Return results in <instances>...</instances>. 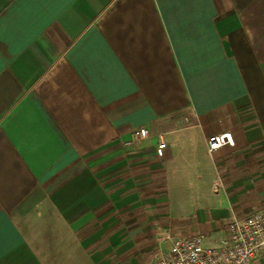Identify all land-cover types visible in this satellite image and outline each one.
<instances>
[{"label":"crops","instance_id":"crops-1","mask_svg":"<svg viewBox=\"0 0 264 264\" xmlns=\"http://www.w3.org/2000/svg\"><path fill=\"white\" fill-rule=\"evenodd\" d=\"M262 207L264 0H0V264H152Z\"/></svg>","mask_w":264,"mask_h":264},{"label":"built area","instance_id":"built-area-1","mask_svg":"<svg viewBox=\"0 0 264 264\" xmlns=\"http://www.w3.org/2000/svg\"><path fill=\"white\" fill-rule=\"evenodd\" d=\"M149 137L146 128L134 134V140ZM126 145H130L127 143ZM234 141L230 133H219L208 139L207 152L212 155ZM166 143L159 136L155 155L162 158ZM169 246L155 254L152 264H252L264 253V207L256 209L243 219L230 220L225 227V237L218 245H209L200 234L167 237Z\"/></svg>","mask_w":264,"mask_h":264}]
</instances>
